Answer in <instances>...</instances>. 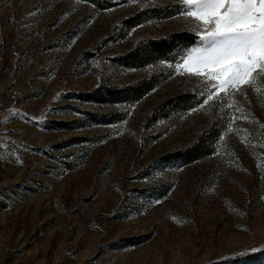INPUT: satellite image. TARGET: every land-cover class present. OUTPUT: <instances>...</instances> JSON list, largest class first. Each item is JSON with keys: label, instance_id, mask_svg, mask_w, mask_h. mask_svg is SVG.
Returning a JSON list of instances; mask_svg holds the SVG:
<instances>
[{"label": "rangeland", "instance_id": "obj_1", "mask_svg": "<svg viewBox=\"0 0 264 264\" xmlns=\"http://www.w3.org/2000/svg\"><path fill=\"white\" fill-rule=\"evenodd\" d=\"M177 8L0 0V264H264V82L192 111Z\"/></svg>", "mask_w": 264, "mask_h": 264}, {"label": "snow or ice", "instance_id": "obj_2", "mask_svg": "<svg viewBox=\"0 0 264 264\" xmlns=\"http://www.w3.org/2000/svg\"><path fill=\"white\" fill-rule=\"evenodd\" d=\"M177 14L196 22L186 31L197 36V41L183 49L180 60L169 67L205 78L201 102L192 111L204 109L214 98L222 107H233L226 97L234 92L244 95L242 86L251 88L264 82V0H178ZM235 107L239 111V106ZM247 115L241 112L238 118L246 119ZM249 251L264 249L254 247ZM247 254L240 252L237 256Z\"/></svg>", "mask_w": 264, "mask_h": 264}, {"label": "trees", "instance_id": "obj_3", "mask_svg": "<svg viewBox=\"0 0 264 264\" xmlns=\"http://www.w3.org/2000/svg\"><path fill=\"white\" fill-rule=\"evenodd\" d=\"M196 41H197V36H195L194 34H189V32L187 31L176 32L163 39L151 41L150 51L160 56H166L178 48H183V47L186 48L188 46H191L195 44ZM200 150H201V146L199 147V145H196L194 148H190L187 151L183 152L182 154L179 153V157L190 160L196 157L199 154L198 151Z\"/></svg>", "mask_w": 264, "mask_h": 264}]
</instances>
